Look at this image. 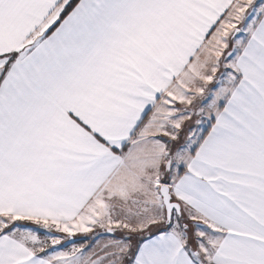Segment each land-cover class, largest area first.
<instances>
[{
	"label": "snow or ice",
	"instance_id": "1",
	"mask_svg": "<svg viewBox=\"0 0 264 264\" xmlns=\"http://www.w3.org/2000/svg\"><path fill=\"white\" fill-rule=\"evenodd\" d=\"M0 264H264V0H0Z\"/></svg>",
	"mask_w": 264,
	"mask_h": 264
},
{
	"label": "rangeland",
	"instance_id": "2",
	"mask_svg": "<svg viewBox=\"0 0 264 264\" xmlns=\"http://www.w3.org/2000/svg\"><path fill=\"white\" fill-rule=\"evenodd\" d=\"M77 242H80L83 238L82 237H77Z\"/></svg>",
	"mask_w": 264,
	"mask_h": 264
}]
</instances>
